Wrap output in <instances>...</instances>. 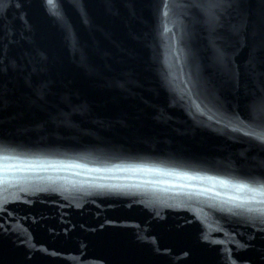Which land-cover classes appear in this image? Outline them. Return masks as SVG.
Wrapping results in <instances>:
<instances>
[{"label": "water", "instance_id": "1", "mask_svg": "<svg viewBox=\"0 0 264 264\" xmlns=\"http://www.w3.org/2000/svg\"><path fill=\"white\" fill-rule=\"evenodd\" d=\"M264 0H0V264H264Z\"/></svg>", "mask_w": 264, "mask_h": 264}, {"label": "snow or ice", "instance_id": "2", "mask_svg": "<svg viewBox=\"0 0 264 264\" xmlns=\"http://www.w3.org/2000/svg\"><path fill=\"white\" fill-rule=\"evenodd\" d=\"M262 139H264V138H262Z\"/></svg>", "mask_w": 264, "mask_h": 264}]
</instances>
